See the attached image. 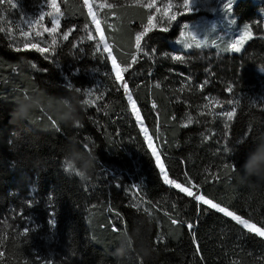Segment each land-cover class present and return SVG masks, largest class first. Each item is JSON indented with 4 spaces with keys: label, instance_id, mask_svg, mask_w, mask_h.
<instances>
[{
    "label": "trees",
    "instance_id": "16d2710c",
    "mask_svg": "<svg viewBox=\"0 0 264 264\" xmlns=\"http://www.w3.org/2000/svg\"><path fill=\"white\" fill-rule=\"evenodd\" d=\"M109 1L116 6L99 12L102 32L116 63L131 65L124 81L141 122L169 180L194 195L165 183L107 56L86 38L90 20L83 1L58 0L64 15L56 51L42 54L14 42L7 21L19 27L22 17L38 16L46 0H12L14 8L4 0L0 237L6 239L0 264H264L263 238L194 198L204 195L264 228V162L250 176L244 168L249 157L264 151V35L257 11L264 0L232 5L253 33L239 53L219 46L172 48L180 28L172 22L168 31L153 29L145 37V50L155 54H140L135 63V35L148 12L135 0ZM4 13L10 16L3 20ZM32 43L48 47L51 41ZM175 54L186 63L173 61ZM26 95L42 102L26 119L14 120L16 101ZM97 96L95 104H84ZM63 98L73 104L75 122L48 110L49 104L62 107ZM236 99L240 106L225 127L212 113L231 110L227 101ZM69 163L74 171L66 170Z\"/></svg>",
    "mask_w": 264,
    "mask_h": 264
},
{
    "label": "snow or ice",
    "instance_id": "6c2138e0",
    "mask_svg": "<svg viewBox=\"0 0 264 264\" xmlns=\"http://www.w3.org/2000/svg\"><path fill=\"white\" fill-rule=\"evenodd\" d=\"M4 0H0V4H2ZM7 3L10 7H15L16 5L12 4V0H7ZM84 6L87 8L88 16L91 17L92 22L96 25V31L100 32V23L97 20V15L93 11V4L91 3V0H83ZM194 4V0H183L182 5H175V7H182L186 11H192ZM233 4V0H228L226 4H224V8L226 11L230 12L231 11V6ZM156 5V0H147L146 3L142 4V7L146 9H153ZM116 5L114 4H102L100 7H107L109 9L114 8ZM47 7L49 11H41L38 16L35 18L32 17H26L23 20V23L27 25L28 31H24L23 29L20 30V36L24 38L27 42L24 43V48L27 49L29 47L36 49V51L44 54V53H49L55 52L56 51V46H57V35H58V29L60 27V20L61 17L64 15V13L61 11L60 5L58 3V0H47ZM174 5L169 2L168 4L164 5L163 8L156 7L155 12L147 17V24L144 26L143 30L136 33L135 35V41H134V47H135V53L132 56V62L135 63L137 61L138 55L142 54L143 56H149V55H154L155 54V49H152L151 52L146 51L145 49L147 48V41L145 37L148 36L150 32L153 31V29L157 28L160 24L164 23L165 21L168 24H171L173 21L177 19V16L180 15L181 13L179 12H172V8ZM156 13H159V16L156 15ZM45 16L50 18V22L52 27L48 28L44 26L43 21ZM34 27H37V30L33 34L32 29ZM87 27V26H86ZM185 28L188 29L189 26L185 25ZM2 30V29H0ZM162 31H168L167 27H163L161 29ZM44 33H48V35L51 37V44L48 47H39L35 43H31V40L28 38L31 37L32 39L40 38L43 36ZM68 32H64L62 39L63 40H68ZM252 31L250 26L245 25L244 30L242 34H239L238 37L233 40L227 47V51H235L239 52L241 50V47L245 43L246 40L252 38ZM199 33L197 31L193 30H188L187 32H182L181 33V40L179 41L182 45L183 48L185 49H191L193 47L200 48L203 47L207 44V37L204 39H200ZM88 39H94V37L89 34ZM104 40L103 33L100 32V41ZM215 43V41H213ZM100 44H97V49L99 50ZM18 51L20 49H17ZM103 51L107 53L108 58L111 60L112 64V73H114V82L117 83L118 87L123 88L125 93L128 95L129 101H132V94L129 91L128 84L127 82L124 81V73L129 70L131 65H128L126 68H121L117 63L115 57L112 55V51L110 47L105 43L103 47ZM47 58V57H46ZM173 61L179 62V63H186V59L184 55H171L170 57ZM35 67V65H33ZM261 71H264V68L261 69ZM71 87V85H69ZM159 87V85H157ZM203 87V85H201ZM231 87H229V91L231 92ZM75 91L80 92V89H75ZM87 95L91 97L93 95V92L89 90L87 92ZM101 99V96H97L95 100L93 99H88L84 101L85 105L89 104H95L96 100ZM215 105L220 108H224L225 105L221 104L219 101H215ZM227 105L231 106V110H222L219 112H213L214 118H222L225 120V127H227V123L232 121L233 118L236 115L237 108L240 106V100L236 99L235 101H227ZM132 110L136 114L137 119H140L139 116V110L137 109V106L134 101H132ZM155 107V105H154ZM205 107H209V105H205ZM193 118L191 116H188V123H192ZM247 136L242 138L240 141H238V144H242L247 140ZM256 143V141H254ZM149 147L152 148V141L149 139ZM226 151H233L234 149H225ZM152 155L155 157L156 163L158 168L160 169L161 173L164 176V181L167 184L175 186L177 189H179L181 192L186 193L188 196H193L194 193L189 189L184 187L182 184L177 183L175 180H169L167 172L165 171V166L161 162L160 155L157 154V151L155 148H152ZM66 170L74 171L73 166L69 163L68 167ZM234 170V169H233ZM78 175H81V173H77ZM195 200L198 202H202L204 205H207L211 209H215L223 214H225L228 217H231L233 220H235L238 224L242 225L243 229L247 230L249 233H254L257 236L264 238V228L258 227L256 223L251 222L250 219L243 218L239 215H237L235 212L229 210L227 207L221 206L219 203H215L210 199H207L204 195H195L194 196ZM173 224H176L177 221L173 220ZM191 227V225H189ZM29 229L25 228L24 233H27ZM6 239V237H0V243L3 242V240ZM4 253L0 252V259L3 258Z\"/></svg>",
    "mask_w": 264,
    "mask_h": 264
},
{
    "label": "rangeland",
    "instance_id": "374dc122",
    "mask_svg": "<svg viewBox=\"0 0 264 264\" xmlns=\"http://www.w3.org/2000/svg\"><path fill=\"white\" fill-rule=\"evenodd\" d=\"M135 1L137 3H140V4H143V3L147 2V0H135ZM235 1L236 0H233V3ZM252 1L254 3L260 4L261 0H252ZM169 2H171L174 5V7L172 8V12L181 13L180 15L177 16V18L188 16V18L186 20H184V21H180V20L179 21H177V20L173 21L180 28H179L178 34L173 39L170 40L169 44H170V46L172 48H175V49H178V50H184V51L188 50V49L183 48V45L179 41L181 40V33L182 32H187L190 29V30H193V31H197L199 33V37L198 38H200V39H204L205 37H207V41L208 42L203 47H206V46H209V47L219 46V47H216V49H218V51L226 52L227 51L226 49H227L228 45L233 40H235L238 37L239 34H242L245 25H248V23L246 21H238L237 20L236 16L232 12V6H231V11L230 12L225 10L224 4H226L228 2V0H194V4H193V8L194 9L192 11H186L182 7H179V8L175 7V5H182L183 4V0H156V5H155V7L153 9H146L147 12H148V16L155 12V8L156 7L163 8V6L168 4ZM91 3L93 4V11L97 15V20L100 23V32H102V28H101V14L100 13H101L102 9H104V8L106 9L107 7H103L102 8V7H100V5H102V4H110V1L109 0H91ZM41 11H45V12L49 11V9L47 7V0H46L45 8L43 10H41ZM41 11H39L38 14ZM86 11H87V8H86ZM257 11H258V13L260 15V18H261V22H262L261 24H262V30H263L262 34L264 35V5H260L257 8ZM8 15L10 16V13H4V15H2L1 18L4 20V18H7ZM156 15L159 16V13H156ZM88 17H89V20H90V26H87V27L84 28V33H86V38L88 39L89 34H91V36L94 37V39H91V40L88 39V41L93 43L94 46L96 47V49H97V44L99 43L100 44L99 51L103 52L107 56V53H105L103 51L104 44L106 43L109 47L111 45L108 42V40H107V38L105 37L104 34H103L104 40L100 41V32L96 31V25L92 22L91 17L90 16H88ZM22 18L24 20L26 17H22ZM7 22L10 23L9 26L12 29L11 32L15 31L14 34L17 35V37L15 39H13V41L16 42V43H18V42H20V43L27 42L24 38H22L20 36V30L21 29H23L24 31H28L27 25H25L22 22L19 25V27L15 28L14 26H12V22H9V21H7ZM147 22H146V24H147ZM43 24H44V26H46L48 28L52 27L51 22H50V18L47 17V16H45ZM185 25H188L189 28L186 29ZM144 26H143V28H144ZM163 27H167L168 28L169 24L165 21L164 23L160 24L155 29H158V28L162 29ZM143 28H142V30H143ZM36 30H37V27H34L32 29L33 34L35 33ZM48 36H49L48 33H44L42 37L36 38V40H34V39L32 40L31 37H29L28 39L31 40V43L32 42H37V41L42 42V43H47L48 39L51 41V37L50 36L48 37ZM58 37L59 36L57 35V38ZM213 41H215V43H213ZM222 45H224V47ZM22 47H24V46H22ZM242 47H241V49H242ZM228 52L239 53V52H235V51H228ZM175 55H177V54H175ZM107 58H108V56H107ZM108 61L110 63L111 69H112L111 60L109 58H108ZM121 68L123 69V67H121ZM126 99H127V103H128V108H129L131 114L133 115L139 130L141 131L142 135L144 136L146 144H147V146H148V148H149V150L151 152V155H152V148H155L156 151H157V154H159V152H158V150H157V148H156V146H155V144L153 143L152 140H151L152 141V148L149 147L148 142H149V139H151V138L149 137L148 133L146 132V130L144 128V125L141 122V119L138 120L136 114L132 110L131 105H132L133 99H132V101H129L127 94H126ZM152 157L154 158L155 164L157 165L155 157L153 155H152ZM197 195H200V194H197ZM229 218L232 219L231 217H229ZM233 221L236 224H238L235 220H233ZM238 225L241 228H243L242 225H240V224H238Z\"/></svg>",
    "mask_w": 264,
    "mask_h": 264
},
{
    "label": "clouds",
    "instance_id": "9594fccd",
    "mask_svg": "<svg viewBox=\"0 0 264 264\" xmlns=\"http://www.w3.org/2000/svg\"><path fill=\"white\" fill-rule=\"evenodd\" d=\"M42 101L38 95H26L22 99L16 101V107L13 110L12 116L14 120H24L26 119L31 111L38 107ZM62 107L55 106L53 104L47 105L48 110L52 111L53 114L57 115L58 118L65 123L75 122L74 113L75 108L70 100L67 98L62 99ZM66 110V111H65ZM74 161L81 160L82 157L73 156L71 157ZM258 162H264V151H260L254 154V157H249V160L245 162L244 168L245 172L250 176L253 174V168ZM75 167V165H74ZM81 173L85 174L84 171ZM259 175V172L256 173Z\"/></svg>",
    "mask_w": 264,
    "mask_h": 264
}]
</instances>
